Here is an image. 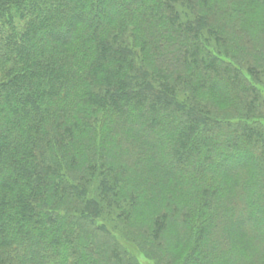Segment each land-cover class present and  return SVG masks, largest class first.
Listing matches in <instances>:
<instances>
[{
	"label": "trees",
	"instance_id": "obj_1",
	"mask_svg": "<svg viewBox=\"0 0 264 264\" xmlns=\"http://www.w3.org/2000/svg\"><path fill=\"white\" fill-rule=\"evenodd\" d=\"M264 264V0H0V264Z\"/></svg>",
	"mask_w": 264,
	"mask_h": 264
},
{
	"label": "rangeland",
	"instance_id": "obj_2",
	"mask_svg": "<svg viewBox=\"0 0 264 264\" xmlns=\"http://www.w3.org/2000/svg\"><path fill=\"white\" fill-rule=\"evenodd\" d=\"M127 246L132 252H134L142 264H153L143 256V253H141L133 243L128 244Z\"/></svg>",
	"mask_w": 264,
	"mask_h": 264
}]
</instances>
